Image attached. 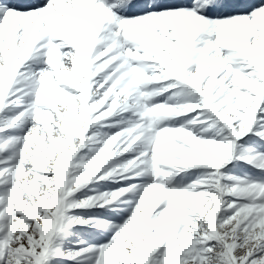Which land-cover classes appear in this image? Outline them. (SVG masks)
Returning <instances> with one entry per match:
<instances>
[{
    "label": "snow or ice",
    "instance_id": "6c2138e0",
    "mask_svg": "<svg viewBox=\"0 0 264 264\" xmlns=\"http://www.w3.org/2000/svg\"><path fill=\"white\" fill-rule=\"evenodd\" d=\"M0 264H264V0H0Z\"/></svg>",
    "mask_w": 264,
    "mask_h": 264
}]
</instances>
